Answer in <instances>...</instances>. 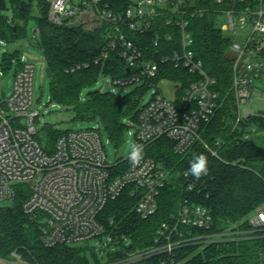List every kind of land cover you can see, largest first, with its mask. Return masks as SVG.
<instances>
[{"label": "built area", "instance_id": "built-area-1", "mask_svg": "<svg viewBox=\"0 0 264 264\" xmlns=\"http://www.w3.org/2000/svg\"><path fill=\"white\" fill-rule=\"evenodd\" d=\"M47 2L48 20L55 26H84L95 30L107 25L106 51L102 57L106 59L117 51L128 70V77L111 78L114 86L125 89L146 83L153 88L167 82L175 86L173 98L169 100L157 90L141 109L134 142L144 145L145 154L137 166L131 165L128 158L109 163L106 146L110 140H103L104 134L98 126L68 131L58 138L53 150L47 151L39 138L50 127L45 125L39 132L41 114L33 107L35 65L25 60L24 55L4 50V71H0V78L12 75L13 86L7 96L0 84V206L11 205L19 188L27 187L29 197L23 211L37 225L43 246L88 243L97 256L109 258L107 264H180L177 252L188 244L205 247L219 242H240L264 233V206L238 225L210 234L207 231L213 226L211 212L185 201L178 213L161 225L153 246L133 249L129 238L114 233V221L102 218L107 205L127 191L137 196L134 212L141 219L155 215L158 198L170 180V173L162 163L149 157L146 150L156 141L168 139L177 154H185L196 142H203L201 125L209 123L216 114L217 81L207 73L193 49L190 18L204 13L194 8L196 0H128L126 12L113 11L105 0ZM215 4L219 8V22H227L221 30L230 32L231 39L229 54L237 107L232 132L243 141H251L261 131L256 124L247 123L264 117L259 112L252 113L249 107L255 93L264 96V0H215ZM160 17L172 30L156 34L155 45L177 44L178 48L168 46L170 53L161 57L147 56L130 34H147L156 27ZM39 35L36 28L31 40L24 42L32 44ZM2 45L9 46L1 40L0 49ZM168 65L183 68L195 77L192 81L195 83L183 94H180L181 85L175 83L182 81L168 75L165 69ZM87 66L74 65L66 72L73 73ZM203 145L218 157L214 148L205 142ZM195 187L194 182L188 181L189 190ZM117 252L124 253L123 257L117 258ZM0 264L37 263L27 261L14 251L8 257H0ZM260 264H264V255Z\"/></svg>", "mask_w": 264, "mask_h": 264}, {"label": "trees", "instance_id": "trees-1", "mask_svg": "<svg viewBox=\"0 0 264 264\" xmlns=\"http://www.w3.org/2000/svg\"><path fill=\"white\" fill-rule=\"evenodd\" d=\"M115 12H126L128 0H105ZM256 1V0H254ZM196 10H203L202 16L190 18V31L194 37V51L203 61L207 73L216 79L218 109L209 123L201 125V140L214 148L218 157L205 148L203 142H196L189 151L179 155L173 143L160 139L153 143L146 154L163 164L170 173L167 183L158 198L155 215L144 220L135 212L137 196L125 192L116 201L110 202L102 218L114 221V233L131 240L133 249H148L154 245L159 228L178 213L185 201L206 207L213 217V226L207 233L243 222L258 208L264 206V148L253 140L243 141L233 133L236 118V102L233 90V63L229 54L231 39L219 28L218 7L215 0H196ZM47 0H0V40L16 45L31 34L30 23L40 31L34 42L43 52L47 68L52 77L51 103L73 111L81 122H97L106 134L110 144L121 146L126 133L125 121H138L139 104L147 90L146 83L125 95L89 93L86 102L81 97L85 90L96 84L99 77L112 79L128 77L125 62L117 51L103 59L106 51L104 38L107 25L95 30L84 26L58 27L48 20ZM172 29L165 26V19H157V25L145 35L130 34L132 40L147 56L161 57L170 53L177 44L155 45V35L165 34ZM128 34V32H127ZM169 46V47H168ZM88 65L76 72L66 70L74 65ZM168 75L181 85L180 94L189 88L195 77L183 68L168 65ZM159 78H163L160 76ZM159 84L160 82H153ZM86 117V118H83ZM247 124H256L264 134V117L251 119ZM245 124L244 126H247ZM46 132L39 143L47 151L53 150L58 138L68 131L54 128ZM104 130V131H103ZM217 142L222 143L217 146ZM203 153L208 159V174L200 179L185 173L195 154ZM188 181L194 182V190L188 189ZM29 197L27 187H20L19 194L10 206H0V257H8L18 251L27 261L37 264H91L87 256L89 247L56 246L47 248L41 244L35 222L23 211V204ZM264 255V233L240 242H219L202 247L188 244L177 252L180 264H260Z\"/></svg>", "mask_w": 264, "mask_h": 264}, {"label": "rangeland", "instance_id": "rangeland-1", "mask_svg": "<svg viewBox=\"0 0 264 264\" xmlns=\"http://www.w3.org/2000/svg\"><path fill=\"white\" fill-rule=\"evenodd\" d=\"M94 17V16H92ZM226 21L220 22L219 28H221ZM36 25L30 23L27 27V31L32 35V31L36 29ZM86 30H89L85 27ZM225 36H230V32L223 31ZM1 42V40H0ZM241 42V39L238 40ZM14 46H16V51H14ZM4 50L13 51L12 54L24 55L25 60L30 61L35 65V74H34V82H33V107L36 108L40 114L41 119L38 125L39 132L41 133L43 127L47 125L50 128H54L57 131H81L86 130L92 127H96L99 124L97 122H81L77 115L73 111H69L64 107L59 106L58 104L51 103V84L50 79L46 75V69L48 64L44 57L43 52L36 46L34 42L32 44L25 43L24 41L20 42L16 45H7L1 46L0 49V71H4L2 67V56L4 54ZM12 57V56H11ZM10 57V58H11ZM0 84L4 92L7 96H10L11 89L13 86V77L12 75H7L5 78H0ZM172 86V87H171ZM136 85L128 86L123 89L121 87H116L113 85L112 79L109 77H104L101 75L96 84L85 90L82 94V101L86 102L88 99L89 93L92 92H102V93H115L117 95H125L126 93L131 92ZM174 85H171L167 82H162L158 85V87H153L150 90H147L144 96L141 99L139 104L140 109L146 106L153 95L157 92V90L161 91L167 99L173 98V89ZM249 107L252 113L256 112H264V96L260 93H255L251 101L249 102ZM86 118V117H83ZM126 133L124 135V143L117 147L112 144H108L106 146V152L108 155V161L110 164H115L120 160H124L128 158V146L130 143L135 140V132H136V122L134 118H129L125 121ZM49 129H45L42 133L43 138L48 132ZM104 131V130H103ZM104 133V132H103ZM103 140H107L106 134H104ZM253 142L257 145L264 148V134L259 133L253 136ZM170 182V180H169ZM12 205V204H11ZM4 206H10V204H4ZM88 243L79 244L78 246L89 247ZM87 256L91 261V264H107L109 258L99 257L96 254L92 255L91 250L88 249Z\"/></svg>", "mask_w": 264, "mask_h": 264}, {"label": "clouds", "instance_id": "clouds-1", "mask_svg": "<svg viewBox=\"0 0 264 264\" xmlns=\"http://www.w3.org/2000/svg\"><path fill=\"white\" fill-rule=\"evenodd\" d=\"M144 145L132 142L128 146V159L131 165L137 166L144 158ZM208 159L203 153L195 154L189 162V168L185 175H191L195 179H200L208 174Z\"/></svg>", "mask_w": 264, "mask_h": 264}, {"label": "water", "instance_id": "water-1", "mask_svg": "<svg viewBox=\"0 0 264 264\" xmlns=\"http://www.w3.org/2000/svg\"><path fill=\"white\" fill-rule=\"evenodd\" d=\"M46 75H47V77H48L49 79L52 77V74H51V70H50V68H47V69H46ZM259 114L264 115V112H259ZM128 247L130 248L131 245H128ZM123 255H124V253H122V252H117V253H116V257H117V258H122Z\"/></svg>", "mask_w": 264, "mask_h": 264}]
</instances>
